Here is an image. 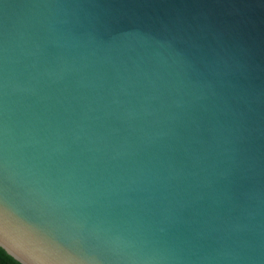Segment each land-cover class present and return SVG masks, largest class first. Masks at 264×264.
I'll return each instance as SVG.
<instances>
[{
	"label": "water",
	"instance_id": "obj_1",
	"mask_svg": "<svg viewBox=\"0 0 264 264\" xmlns=\"http://www.w3.org/2000/svg\"><path fill=\"white\" fill-rule=\"evenodd\" d=\"M0 247L264 264V0H0Z\"/></svg>",
	"mask_w": 264,
	"mask_h": 264
},
{
	"label": "trees",
	"instance_id": "obj_2",
	"mask_svg": "<svg viewBox=\"0 0 264 264\" xmlns=\"http://www.w3.org/2000/svg\"><path fill=\"white\" fill-rule=\"evenodd\" d=\"M0 264H21L0 247Z\"/></svg>",
	"mask_w": 264,
	"mask_h": 264
}]
</instances>
